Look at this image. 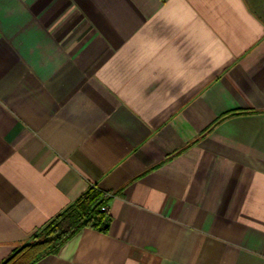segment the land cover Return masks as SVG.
Returning <instances> with one entry per match:
<instances>
[{
  "label": "crops",
  "instance_id": "0c3cea01",
  "mask_svg": "<svg viewBox=\"0 0 264 264\" xmlns=\"http://www.w3.org/2000/svg\"><path fill=\"white\" fill-rule=\"evenodd\" d=\"M264 264V0H0V263Z\"/></svg>",
  "mask_w": 264,
  "mask_h": 264
},
{
  "label": "trees",
  "instance_id": "16d2710c",
  "mask_svg": "<svg viewBox=\"0 0 264 264\" xmlns=\"http://www.w3.org/2000/svg\"><path fill=\"white\" fill-rule=\"evenodd\" d=\"M105 201L106 197L98 187H88L28 241L14 248L0 264H34L44 255L55 252L82 227L104 230L109 221L101 209Z\"/></svg>",
  "mask_w": 264,
  "mask_h": 264
},
{
  "label": "built area",
  "instance_id": "2783aa9c",
  "mask_svg": "<svg viewBox=\"0 0 264 264\" xmlns=\"http://www.w3.org/2000/svg\"><path fill=\"white\" fill-rule=\"evenodd\" d=\"M104 195H106L105 192H104ZM101 209H102L103 211H106V210H107V207H106V206H102Z\"/></svg>",
  "mask_w": 264,
  "mask_h": 264
}]
</instances>
